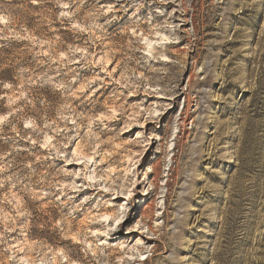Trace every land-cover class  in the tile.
Returning a JSON list of instances; mask_svg holds the SVG:
<instances>
[{
    "label": "rangeland",
    "instance_id": "obj_1",
    "mask_svg": "<svg viewBox=\"0 0 264 264\" xmlns=\"http://www.w3.org/2000/svg\"><path fill=\"white\" fill-rule=\"evenodd\" d=\"M0 264H264V0H0Z\"/></svg>",
    "mask_w": 264,
    "mask_h": 264
},
{
    "label": "bare ground",
    "instance_id": "obj_2",
    "mask_svg": "<svg viewBox=\"0 0 264 264\" xmlns=\"http://www.w3.org/2000/svg\"><path fill=\"white\" fill-rule=\"evenodd\" d=\"M125 133H126V131L124 130V131H122L121 135H122V134H125Z\"/></svg>",
    "mask_w": 264,
    "mask_h": 264
}]
</instances>
